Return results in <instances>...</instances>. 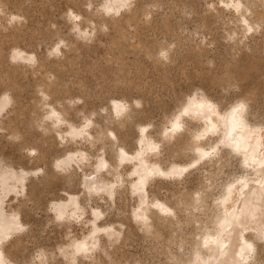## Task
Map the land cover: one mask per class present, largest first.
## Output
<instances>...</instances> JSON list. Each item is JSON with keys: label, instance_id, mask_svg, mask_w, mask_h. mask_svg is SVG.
<instances>
[{"label": "bare ground", "instance_id": "bare-ground-1", "mask_svg": "<svg viewBox=\"0 0 264 264\" xmlns=\"http://www.w3.org/2000/svg\"><path fill=\"white\" fill-rule=\"evenodd\" d=\"M11 1L0 0L1 13L6 12L7 7L12 5L11 3L14 5V2ZM67 1L77 7L76 10L75 7H70L71 4L69 8L67 7L70 13L68 12L66 19L69 20L78 41L81 38L84 40L90 39L92 35L93 37L95 35L96 38L97 27L95 24L97 25L96 22L101 18L95 19L97 21L94 22L92 17L98 18L101 16L99 30L103 29L104 26L110 27L109 24H111L115 29V36L117 37L115 39L121 45V49L127 45H131L133 47L131 49H139L138 53L141 52L144 55V59H152L154 61L153 64L157 65L156 67H160V63H165L168 66V71H172L169 69L181 64L179 63V65L175 66L179 56L193 54V56L198 58L201 57L196 50L192 51L193 47L185 46L187 49L184 47V42H181L182 40L177 36L173 27H171L172 23L170 24L167 19H163L161 24L168 33L173 35H170L172 37L171 40L163 41L161 39L162 41L158 42V39L157 41L151 39L152 43L150 44L151 40L149 38L150 42L148 45H146L147 41L143 44L140 40L136 44H128L126 29L118 18L122 14H125L127 16L125 22L132 25L131 27L133 25L134 27L136 25H150L153 20L150 22L151 19L147 17L154 16L150 15V10L153 6L150 10L147 6L155 4L157 12L159 10L157 5L160 6L163 3L162 1L159 4V0H153L154 3L152 1V3L146 5V2L149 3L151 0H98L101 3L95 7L96 11L92 8L91 2L89 5L87 4L90 6L88 7L84 6L83 0L82 2L80 0ZM17 2L21 3L20 0H17ZM37 2H33V4H37ZM44 2L46 3L47 1ZM208 2L207 6L204 7L205 9H203L204 13L202 11V15L195 14V10L192 17L197 18L199 16L197 19L200 18V22L212 34L213 39L211 40L215 42L223 41L228 51L226 52V56L223 57L224 60L221 62L222 69L219 73L212 74L208 71V76L203 78V84H217L216 90L218 87H221L223 88H220L221 91L224 92L227 88L225 86L229 85L227 88L229 90L232 88V83L230 82L235 78H239L241 81L239 91L235 94L234 98L229 97L228 93L227 98H225L226 92H224L225 95H212L213 92L216 93L217 91L208 93L204 90V93L201 95L188 93L186 97L181 99L179 105L176 104L177 109H173L174 111L172 110L173 112H170L171 114L169 113V115L165 116L166 112L163 114L165 119L157 121L159 124L154 120V122L143 120L146 112L154 106L153 103V106L150 105L149 96H146L148 98L146 99L145 94L142 93L141 95L144 98L140 96L132 100L125 93L136 88L122 83L113 84L114 88L120 92L117 94L114 91L116 94L114 93L109 96L110 102L107 100L109 103L107 102L108 104L106 103V105L103 104L104 106H101L102 111L99 108H94L91 112L85 113V108L83 106L80 108L75 100L82 99V103L86 106V104L92 101L89 100L92 98L88 96V93H85L87 90L83 92V89L82 92L85 95L79 94L77 96V94L72 95L74 94L73 92L72 94L69 93L71 90L68 89L72 85H78L79 88H76L80 89L83 84H67L62 75L69 71L66 72L67 68L65 67V69L63 66H60V62L62 61L59 62L58 57L55 58V55H59V52L63 54L61 43L67 42V38L65 39L62 35L64 33L62 32L61 34L58 29L61 27L59 25H56V27L53 23L51 24L53 28L48 31V33L50 32V39H52V36H57L58 40L52 42V45L46 49L48 50L46 52H49L48 55L46 53L45 55H40L41 53H38L39 50L37 52L32 46H30V49H27L28 41V44H25L27 47L25 45L24 47L21 46L22 43L21 45L19 44L20 40L23 39L22 36L25 35H23L22 32L24 31L21 29L24 24H27L24 20L29 15V11H32L29 10L30 5L26 7L28 11L24 8L26 5L23 7L21 3L19 5L16 4L15 12H10V10L12 11L11 8L6 12L8 14H6V17L8 16L7 18L14 19L15 21L11 22L10 20L11 26L8 25V21L0 23V83L5 78H2V74L3 76H5L4 73L8 74V77L6 76L8 80L4 81L3 92L0 96V132H11L10 136L12 140L17 138V141L20 142L21 140L23 143L31 133L27 128L24 132L22 130L20 132L19 126L29 124L31 130L36 129L37 125L38 127H42V136L36 139L37 143L34 142L36 145H32L34 143L31 137L32 143L27 149L33 150V156L37 157V162H43L45 166L30 167L21 161L15 162L12 158L11 160L10 157L4 156L0 152V264H43L52 260L51 251L53 250L49 253L46 250L47 248L39 252L36 258L29 259V261L26 259L27 261L18 262L13 260V257L20 251L28 248L27 241L30 240L31 235H35L34 232L36 230L33 232V224H37L34 220H31L35 214L32 206L36 205L38 200H40L38 196L39 192L42 191L41 186L45 187V184L54 183L52 184L54 187L55 182L58 180L63 181V184L71 186L79 171L82 175V178H79V180L84 183L85 188L83 195H79L80 193H77L78 190L76 192L75 190H70L69 187V189L64 190L66 196L61 195L52 198L49 203L53 219L64 225L81 219L83 213L92 212V216L87 217L88 215H86V224L88 223L89 225L87 233L83 237H75L74 239L71 237V240L69 239L70 241L68 240L69 242L66 245L60 247V252L57 250L58 253L65 257L66 261L73 262L74 264L81 261L85 263L83 261L84 257H91L95 254L94 250L98 251V248H102L104 253L100 251V254H98L95 251L97 255L95 254V257L93 255L90 261L86 263L103 264L104 256L112 255L114 256L112 259L113 264H264V0H220L218 2L214 0L209 4ZM80 3L84 7H80L78 5ZM88 8H92L93 11L90 10L89 12ZM30 9H32V6ZM67 9L65 14L68 11ZM197 10L199 11V9ZM33 12L32 16H34ZM96 12L100 13V16H96L99 15ZM156 12L153 14H156ZM158 14H160V11ZM195 15L197 16L195 17ZM3 16L1 17L3 18ZM6 17L3 19L6 20ZM22 17L24 20L20 19ZM29 17L26 21L31 20ZM37 17L40 18L39 16ZM161 17L158 15V19ZM169 17L167 16V18ZM39 20L38 22L43 19ZM36 25L34 26L37 27ZM84 25L89 26V28L86 29ZM159 25L160 20L158 22ZM158 26H153V29L147 28L154 31ZM35 27H30L32 32L33 29L35 30ZM137 27H135V31ZM25 28L23 27V29ZM40 29L38 28V30ZM247 29L251 31L250 34L246 32ZM28 30H25L27 34ZM145 30L147 29L145 28ZM258 30L259 32L257 33ZM35 31L33 33L30 31L32 38L37 32L39 33L35 36H39L41 34L40 31L47 34L42 30ZM102 32L107 34L109 31L101 30V36ZM138 33L140 32L138 31ZM253 34H258V37H255ZM250 35L251 38L254 36L253 42H251L252 40L246 41ZM41 36L43 37L42 34ZM146 36L151 37L152 35ZM42 37L39 38L42 39ZM228 37L230 40L226 42L225 40ZM95 38L92 39L95 40ZM38 39H36V42H38ZM70 41L72 42L71 39ZM111 42H114V40ZM155 42L158 43L155 44ZM10 44L11 46H9ZM4 46L11 47L9 52L7 51V55L5 54ZM156 46L158 47L156 48ZM65 47L67 48V51H65L68 52L69 50L70 53L74 49L73 42L66 44ZM75 48H77V45ZM121 49L119 51L124 50ZM6 50L8 49L6 48ZM160 51L164 52L163 58L160 57L162 55L161 53V55L159 54ZM53 54V57L58 59L59 66L55 67L53 63L52 66L48 65L51 63L48 60L54 59L50 56ZM62 54L60 57H62ZM77 54L79 53L77 52ZM76 55L74 54V58L77 59ZM158 55L160 56L158 57ZM64 57L63 55L62 58ZM6 58L11 61L6 60ZM65 58L69 59V56ZM74 58H71L72 61ZM141 58H138L140 62H142ZM144 59L143 61L147 60ZM25 65L28 68L29 65L32 66V69L35 66V68L37 67L35 70H39L41 73L47 70H50L51 74L53 72L52 79H50L51 76L49 79L47 78L50 73L47 74L46 72L47 77L43 73L42 75L45 77L36 73L38 77H42H40L41 79L38 78L40 79L38 80L39 82L43 77L44 80L41 81L42 83L40 82V89L38 91L34 90V93L37 95L36 92H40L42 106H46L44 110L45 114H41L38 124H35L37 114H34V116L28 113L30 108L36 113L37 110L35 108L37 106L35 105L40 106V102L36 103L38 101L37 96L34 97L37 101L32 99L35 101L33 102L31 100L32 105L30 101H25L27 98L22 97L19 93L20 90L18 91L17 88L18 79H20L18 77L26 76V73L24 74L23 71L25 68L22 69L21 67H27ZM63 65L65 64L63 63ZM67 65L70 66L71 63L68 62ZM173 65L175 67H172ZM138 68H140L139 64ZM26 69L25 71H27ZM119 69L121 70L123 67ZM28 70L30 71V69ZM30 77L32 76L30 75ZM26 78L25 80H28ZM34 78L36 79V77ZM21 80L24 81L22 78ZM21 80L19 84H22ZM34 80L32 83H34ZM38 81L36 82L38 83ZM67 81L69 82L68 79ZM23 83V87H25L27 84ZM35 85L38 86L39 84ZM35 85L34 89L37 87ZM32 86L30 87L32 88ZM72 87L74 90L75 87ZM63 93H67V95L61 98V94ZM158 101L160 100L158 99ZM161 102H159L160 106ZM38 111L42 110L38 109ZM27 113L30 115L31 122L26 117ZM80 113L83 115L88 114V116L85 115L84 120L78 123L74 120V117L81 115ZM145 118L147 117L145 116ZM12 140L9 141L13 142L14 140ZM28 141L29 145L30 140ZM63 141L65 142L64 146L66 150H63L62 145L57 143H62ZM81 141L83 142L81 143ZM7 143L8 141H6ZM75 143L77 146L73 147ZM85 143L88 146L83 147ZM0 144L2 145V142ZM58 144L61 145L60 149V145L58 146ZM25 147H27L26 144ZM91 149H95L96 151L93 153ZM59 150L63 151V153ZM57 151L61 154L58 153L56 155ZM52 154L53 156L55 155L53 158ZM194 167H198L197 171L201 168L204 169L203 172L205 174L202 171L200 172L205 175L204 178L206 180L204 182V178L198 180L200 175L197 177L196 173L194 175L197 178H192L191 173L193 171L189 169ZM39 170H42L40 174L42 173L41 176H43L42 178L39 177L41 179L37 183L35 180ZM108 172L111 175H108ZM184 173L185 177L182 178ZM200 173L198 172L197 174ZM179 176H181L182 180L179 179ZM220 177L223 179L220 180ZM162 178L167 179V181L168 179L171 181L180 180L178 184L181 185L178 189L174 188V190H170L169 187L162 184L165 181L162 182ZM218 179L220 182L217 185L216 181ZM194 180L200 181V187H195V184L194 187L196 189L191 187ZM214 185L219 187L218 193L215 191L217 194L213 192ZM46 189L49 190L48 188ZM162 190L165 195H160ZM126 194H131L136 200L133 208L130 207L129 212L127 209H122L121 206L123 204L118 203V201L126 202L129 199L128 195L126 197ZM97 197L106 201L108 204H106L107 208L105 206L106 209H103L104 205L101 199H97ZM132 197L130 196V198ZM12 198H17V202L10 203ZM89 199L91 201L97 199V202L100 200V203L103 205L101 207L103 208L97 202L95 207L91 204L89 208V205L86 203ZM112 205L117 211V214L115 213L117 219L109 220L110 217L115 216L111 215L109 217L107 214L108 220L106 218L104 219L106 221L103 220V223H100L98 221L99 218L101 219L102 215H106V210L110 209ZM126 205H130V203ZM126 205L125 207H127ZM138 231L139 234L141 231L147 240H152L155 243V245H152L154 253L150 252L153 255L149 254V256L152 255L151 259L149 258L152 260L151 262L148 259L149 262L147 261L148 263H146L140 257V259L133 258L131 262L126 255H123V248L126 245L129 246L128 243L132 244L131 241H134L133 238L138 234ZM31 238L36 239V236ZM149 240L147 242L150 243L151 241ZM29 242L31 243V241Z\"/></svg>", "mask_w": 264, "mask_h": 264}, {"label": "rangeland", "instance_id": "rangeland-1", "mask_svg": "<svg viewBox=\"0 0 264 264\" xmlns=\"http://www.w3.org/2000/svg\"><path fill=\"white\" fill-rule=\"evenodd\" d=\"M13 2H14V5H13V3H11L12 5H9L8 7H9V9H8V7H7V10H6V12L7 11H9L10 10V8L12 9V11L10 10V12H15L16 10H15V8H16V4H21V6H25L24 8L25 9H27V11H28V8H26L27 6L29 7V5H30V8H31V6H32V9H30L29 8V10H32V11H29V15H27V18L29 17V16H32V12H33V10H34V12H33V15L35 16V19H34V16H32V17H29L31 20H27L26 21V19L24 20V18L22 19V18H20L21 20H24V22L25 23H27L28 24V26H26L25 24H24V22H23V24H24V28L25 29H23V27L21 28L22 29V31H24V32H22L23 33V35L24 36H22V38L23 39H21L20 41V45H21V43H22V45L21 46H23L24 47V45L26 44H28V48L27 49H30V46H32L34 49H36V51L38 52V50H39V52L38 53H41L40 55H45V53L48 55L49 54V52H46V51H48V50H46L47 48H49L51 45H52V42H56L57 40H58V38H57V36L56 37H54V36H52V39H50V32L48 33V31H49V29H51V28H53L52 26L53 25H59L61 28H62V30H61V28H58L59 30H60V32H61V34H62V32L65 34H62L64 37H65V39L67 40V42H65L64 44H63V42L61 43L62 44V52H63V54L61 53V52H59V55H55V58L56 57H58V59H59V62L60 61H65V62H63L65 65H63V63L62 62H60V66H63L64 68L66 67L67 69L70 67V69H66L65 71L67 72V71H69V72H67L68 73V75H67V73L66 74H64L63 73V79L65 80V82H67V84L69 83V84H73V83H78L79 85H82L83 84V86H82V88H80V89H78L79 88V86L78 85H76L75 86V84L74 85H72V86H74L75 88H74V90H73V87L71 88L70 87V89H68V90H71V91H69V93H71L72 94V92L74 93V94H72V95H76L77 94V96H79V94L81 95H83L84 93V91H86L85 93H88V96L90 97V98H92V99H89V100H92L90 103H91V105H89L90 103H88V104H86V106L82 103V99H77V100H75L76 102H77V104L80 106V108L83 106V108H85L84 109V112L85 113H89V111L91 112V110H94V108H99V110H101V106H104V105H106V103L109 101L110 102V98H109V96H111L112 94H114L115 92L114 91H116V93L117 94H119V92L120 91H117L115 88H114V86H113V84H119V83H122V84H128V85H131V86H134L136 89H134V90H132V91H129V92H126L125 93V95L127 96V97H129V98H131L132 100L135 98V97H143L144 98V96H145V98L146 99H148L149 98V103L151 102V106H153L152 105V103L154 104V106L152 107V109H153V111H152V109L150 108V110H148L147 112H148V114H149V116H148V114H147V112H146V114H145V116L147 117V118H145V116L143 117V120L145 121V120H147V121H155L156 123H158L159 124V122H157V121H159V120H161V121H163L164 119H165V117H164V115L166 116V115H169V113L171 112H173L175 109H177V105L176 104H180V102H181V99L182 98H184V97H186V95H188V93H197V94H199V95H201V94H203L204 93V90L205 91H207L208 93H212L213 91H217L216 93H214L213 92V94L212 95H214L215 94V96H220V95H225V93L224 92H226V95H225V98H227V96L229 95V97H231V98H234L235 97V94H237L238 93V91H239V85L241 84V81L239 80V78H235L234 80H232L230 83H232L231 85H232V88H230L229 90L227 89L228 88V86L229 85H227V86H225V87H227L225 90L226 91H221V89H223V88H217V90H216V87H217V84H206V85H204L203 84V78L204 77H206V76H208V71H210L212 74L213 73H219V71L222 69L221 68V62L224 60L223 59V57H225L226 56V52L228 51V49H226V46H224V42L223 41H218V42H215V41H213V40H211V39H213L212 37V34L211 33H209L208 32V29L200 22V18L199 19H197L199 16H197V15H195V17L197 16V18H194V17H192V16H194L193 14V12L195 11V14H198V15H202V11H203V13H204V10L203 9H205L204 7H206L207 6V2H208V4L209 3H211V2H213L214 0H191V1H188V0H159L160 2H159V4L161 3V1L163 2V3H161L160 4V6L159 5H157L158 6V11L156 12V8L157 7H155L156 5L155 4H150V3H152V1L153 0H151V1H149V3H147L146 1H148V0H146L145 2H146V5L147 4H150V5H148L147 7L149 8V10L152 8V6H153V8L151 9L152 11H155L156 12V14H153V13H155V12H153L152 13V11L150 10V15L151 16H153V17H147V18H150L151 20H150V25L149 24H147V26L145 27L144 25L142 26V25H136L135 27H137L136 29V31L134 30L135 29V27H134V25H133V27H131L132 25H129V23H127V22H125V19H126V15L125 14H122V16L120 17V18H118V19H120V21H122V24H123V27L126 29V32H127V35L128 36H126V40L128 41V44H130V43H134V44H136V42L137 41H141V43H143V44H145V42H146V45H148L149 44V42H150V40L152 39V40H155V41H157V39L159 40L158 42H160V40L162 39L163 41H169V40H171V36H173V35H171L170 33H168L166 30H165V28H164V26L161 24V21L163 20V19H167L168 21H169V23L172 25L171 27H173V30H175L176 32L175 33H177V36H179L180 37V39L182 40L181 42H184L183 43V45H184V47L185 46H187V47H193L192 48V51L193 50H196V52L197 53H199L200 55H201V57L200 58H198V57H196V56H193V54H184L183 56L185 57V59H184V57L182 56V57H178L177 58V63H175V66L176 65H179V63H181L179 66H172V67H175V68H171V69H169V70H172V71H168V66L165 64V63H160L161 65H160V67H156L157 65H154L153 64V60L152 59H148V58H145V59H147L146 61H143V59H144V55L140 52V53H138L139 52V49H137V50H135V49H131V48H133L131 45H127L125 48H123V49H121L120 47H121V45L118 43V41H117V39H115V38H117L116 36H115V29L111 26V24H109L110 25V27L109 26H104L103 27V29H101V30H104V31H109L107 34H105V32H102V36L100 35L101 33V30H99L98 29V27H100V20L102 19V17L100 16V13H97L96 12V14H99V15H96V14H94V15H96V16H100V17H95L94 15V17H92V15H91V17L93 18V20H94V22H96L97 20H95V19H100V20H98L96 23H97V25L95 24V26L97 27V29H96V32L97 33H95V34H97V36H96V38H95V35H94V37H93V35H92V38H95V40L94 39H92V38H90V39H87V40H84V39H80L79 41H78V38H77V36L75 35V32H74V30L72 29V27H71V24H70V22H69V20L68 19H66L67 18V14H68V12H69V10L67 9V7L69 8V6H70V4H71V6L70 7H72V8H74L75 6L72 4V3H70V2H68L67 0H23V2H22V0H20L21 1V3L20 2H17V0H12ZM11 1V2H12ZM19 1V0H18ZM38 1V2H37ZM44 1H47L46 3L44 2ZM84 2H88V0H83ZM93 1V2H92ZM101 1V0H100ZM98 2V0L97 1H95V0H89V2L88 3H84V2H82V0H80V2H82L83 4H85L84 6H88L89 5V3L91 2V4L94 6H92V8L94 9V11H96L95 10V7H97V6H99L100 5V3L101 2ZM218 1H220V0H215V2H218ZM16 2V3H15ZM29 2H32V3H30L29 4ZM33 2H37V4H33ZM94 2H97V3H94ZM28 5H27V4ZM48 3V4H47ZM50 3V4H49ZM69 3V4H68ZM82 3H80V4H78V5H80V7H84L83 6V4ZM94 3V4H93ZM153 3H154V1H153ZM32 4V5H31ZM44 4V5H43ZM45 4H46V6H45ZM88 4V5H87ZM96 4V5H95ZM40 5V6H39ZM50 5V6H49ZM54 5V6H53ZM57 5H58V7H57ZM77 5V6H78ZM12 6V7H11ZM38 6V8L37 9H39V10H37L36 9V7ZM48 6V7H47ZM164 6V7H163ZM14 7V8H13ZM33 7H35V8H33ZM44 7V8H43ZM88 7H90V6H88ZM155 7V8H154ZM162 7V8H161ZM92 8H88V10H89V12H90V10H92ZM147 8V9H148ZM196 8V9H195ZM66 9L68 10L67 11V13L65 14V11H66ZM77 9V7H75V10ZM197 9H199V11H201V13H199V11L197 10ZM36 10V11H35ZM41 10H42V12H41ZM59 10V11H58ZM148 10V11H149ZM52 11H54V12H52ZM93 11V10H92ZM159 11H160V14H158L159 13ZM6 12H0L1 14H0V23H2V22H4V23H6L7 21L9 22V26H11V22L12 21H15L14 19H10V18H7L6 17ZM41 12V13H40ZM63 12H64V14H63ZM9 13V12H8ZM38 13V14H37ZM60 13V14H59ZM70 13V12H69ZM92 13V12H91ZM10 14V13H9ZM47 14V15H46ZM51 14V15H50ZM3 15H5V16H3ZM8 15V14H7ZM39 16L40 18H38L37 16ZM49 15V16H48ZM63 15V16H62ZM120 15V14H119ZM158 15L161 17L162 15V17L161 18H159L158 19ZM1 16H3V18L4 17H6L5 19L6 20H4ZM46 16V17H45ZM48 16V17H47ZM56 16V17H55ZM156 16H157V19H156ZM166 18H165V17ZM167 16H170L169 18H167ZM229 16V15H228ZM164 17V18H163ZM230 17V16H229ZM34 20H33V19ZM38 18V19H37ZM48 18V19H47ZM194 18V19H193ZM2 19V20H1ZM41 19H43V20H40ZM46 19V20H45ZM52 19V20H51ZM54 19V20H53ZM57 19V20H56ZM157 21H156V20ZM10 20H11V22H10ZM38 20L41 22V23H43V24H41L40 22H38ZM56 20V21H55ZM155 20V21H154ZM159 20H160V27L158 26V22H159ZM197 20H199V21H197ZM33 21V22H32ZM50 21H52V22H50ZM56 23H54V22ZM172 21V22H171ZM30 22H31V24H30ZM40 23L39 25H38V23ZM98 22H99V25H98ZM157 22V23H156ZM163 22V21H162ZM200 22V23H199ZM36 23H37V25H36ZM53 23V25L51 26V24ZM154 23H155V25H154ZM47 24H49V25H47ZM1 25V24H0ZM29 25H31L30 27L31 28H34L35 26L34 25H36L37 27H35V30L33 29V32L35 31V32H37V31H40V30H42V31H45L47 34H44V32L42 33L41 31H40V33L43 35V37L41 36V34H39V36H35V35H37L39 32H37L34 36H35V38H34V36H33V38H32V29L29 27ZM46 25V26H45ZM92 25H94V24H92ZM40 26V27H39ZM49 26H51V27H49ZM56 26V27H57ZM85 26V25H84ZM153 26H158L157 28H155L156 30H150V29H153ZM49 27V28H48ZM70 29H69V28ZM86 27V29L87 28H89V26H85ZM150 28V29H148V28ZM28 28H29V30H28ZM38 28L40 29V30H38ZM48 28V30L46 31V29ZM55 28V27H54ZM110 28V29H109ZM131 28V29H130ZM138 28H140V29H138ZM145 28L147 29V30H145ZM160 28V29H159ZM162 28V29H161ZM20 29V30H21ZM28 30V34L26 33L27 31H25V30ZM44 29V30H43ZM69 29V30H68ZM72 29V30H71ZM106 29V30H105ZM164 29V30H163ZM223 29V28H222ZM225 29V28H224ZM100 32H99V31ZM0 31H1V26H0ZM32 33H31V32ZM71 31V32H70ZM138 31L140 32V33H138ZM73 32V33H72ZM98 32H99V34H98ZM134 34H133V33ZM224 32V31H223ZM247 33H249L250 34V30H248L247 29V31H246ZM259 32V30L257 31V33ZM31 33V34H30ZM135 33H136V35H135ZM145 33V34H144ZM152 33V34H151ZM154 33V34H153ZM139 34V35H138ZM152 35L151 37L150 36H146V35ZM28 35V36H27ZM29 35H31V36H29ZM47 35H49L48 37H47ZM137 35H138V38H137ZM154 35V36H153ZM171 35V36H170ZM254 35V34H253ZM258 34H255L254 36L256 37ZM74 36H76V37H74ZM101 38H100V37ZM115 36V37H114ZM146 36V37H145ZM254 36H252L253 38H254ZM26 37H29V38H32V39H28V38H26ZM36 37H42V39L44 38V40H42V39H38V38H36ZM47 37V38H46ZM73 39H72V38ZM112 37H114V38H112ZM128 37V38H127ZM147 37H148V39H147ZM152 37H155V38H152ZM211 37V38H210ZM258 37V36H257ZM111 38H112V40H114V42H111L112 40H111ZM141 38H142V40H141ZM149 38H150V40H149ZM253 38H251V35L249 36V38L246 40V41H248V40H252L251 42H253ZM28 39V40H27ZM36 39H38L37 41L38 42H36ZM70 39L72 40V42H73V45H74V49H72L71 51H70V53H69V50H68V52H66L67 51V48L65 47L66 46V44H68V43H72L71 41H70ZM91 39H92V41H91ZM138 39V40H137ZM165 39V40H164ZM169 39V40H168ZM1 40V39H0ZM24 40H26L25 41V43H24ZM31 40H34V41H31ZM52 40V41H51ZM111 40V41H110ZM149 40V41H148ZM152 40H151V42H150V44L152 43ZM161 40V41H162ZM225 40V39H224ZM228 40H230V38L228 37L225 41L227 42ZM27 41H28V43H27ZM43 41V42H42ZM87 41V42H86ZM40 42H42V43H40ZM83 42V43H82ZM154 42V41H153ZM158 42H155V44L156 43H158ZM214 42V43H213ZM24 43V44H23ZM32 43V44H31ZM34 43V44H33ZM35 43H36V45H35ZM37 43H39V44H37ZM76 43V44H75ZM114 45H113V44ZM7 44V43H6ZM6 44H4V45H6ZM60 44V45H61ZM8 45V44H7ZM6 45V46H7ZM25 45V46H26ZM63 45H64V47H63ZM76 45H77V48H75L76 47ZM118 45H120V46H118ZM6 46H4L5 48H4V50L6 51L5 52V54L7 53V51L9 52V50L11 49V47H9V46H11V44L8 46V47H6ZM154 46V45H153ZM27 47V46H26ZM25 47V48H26ZM31 47V49H33ZM130 47V48H129ZM158 46H156V48H157ZM187 47H185L186 49H187ZM6 48L8 49V50H6ZM38 48V49H37ZM119 48V49H118ZM123 50V51H119V50ZM189 49V48H188ZM44 51V53H42L43 51ZM64 50V51H63ZM66 50V51H65ZM131 50H134V51H132L131 52ZM156 50V49H155ZM42 51V52H41ZM66 52V53H65ZM73 52V53H72ZM74 52H76V53H74ZM77 52L79 53V54H77ZM134 52V53H133ZM137 52V53H136ZM113 53V54H112ZM135 53H136V55H135ZM158 53V52H157ZM162 55H161V54ZM61 54H62V57H63V55L65 56V57H67L68 58V56H69V59L71 60V61H68V62H70L71 63V65L69 66V65H67L68 64V62L66 61V60H69V59H66L65 57L64 58H62V57H60L61 56ZM67 54V55H66ZM68 54H70V55H68ZM74 54L76 55V57H77V59L76 58H74L75 56H74ZM112 54V55H111ZM159 54L161 55H158V57L160 56L161 58H163L162 56H163V54H164V52L163 51H160L159 52ZM7 55V54H6ZM51 56V58H54L53 56H54V54L53 55H50ZM137 58H136V57ZM166 56V55H165ZM5 57H7V56H5ZM139 57H142L141 58V60H142V62H140V59H138ZM8 58V57H7ZM6 58V60H9V61H11L10 59H7ZM50 58V57H49ZM51 59V60H48V61H50L51 63H47L48 65H50V66H52L53 64L55 65V67L58 65L59 66V63H58V59ZM62 58V59H61ZM74 58V62L72 61V59ZM66 59V60H65ZM76 59V60H75ZM144 59V60H145ZM220 59H221V61H220ZM138 60V61H137ZM57 63H55V62ZM123 62H124V64H123ZM144 62V63H143ZM5 63V62H4ZM7 63V62H6ZM53 63V64H52ZM62 64V65H61ZM123 64V65H122ZM138 64H139V66H140V68H138ZM25 66H27V65H25ZM67 66H69V67H67ZM155 66V67H154ZM22 67V69H26L27 71H25V69L23 70L24 71V74L26 75L25 77H18V78H20V79H18L19 80V83H20V80H21V78L24 80V81H22L21 80V82H22V84H19L18 82V91H19V93H20V95L22 96V97H24L26 100L25 101H30L31 103H32V101L33 100H35V101H37V99H38V101L36 102L37 104H38V102H40L39 104H40V106H38V105H35V106H37L35 109L38 111V109L40 110H42V111H44L45 109H46V106H42V100H41V97H40V92L38 93V92H36V94L37 95H35V93H34V90H36V91H38L39 89H40V84L42 83L41 81H43L44 80V75H46V72H47V74L48 73H50V74H48V75H46V77L49 79L50 78V76H51V78L50 79H52L53 77V72H52V74H51V71L49 70H47V71H44V72H42L44 75H42V73L39 71V70H35L36 68H35V66L33 67V69H32V66H30L29 65V68H28V66L27 67H24V66H21ZM120 67H123V69H119ZM28 69H30V71L28 70ZM33 71H32V70ZM140 70H142V71H140ZM28 72V73H27ZM31 72V73H30ZM32 72H34L33 74L35 75L36 73L38 74H40L41 76H44L43 77V79L39 82L38 80H40L41 78L40 77H38V75L36 76H34L33 74H32ZM208 72V73H207ZM4 75L5 76H3V74H2V78L3 77H5V78H3L4 80H3V82L2 83H0L1 85H0V88L2 89H0V96H1V94H2V92H3V83H5L7 80H8V78L6 79V76L8 75V74H5L4 73ZM30 75L32 76V77H30ZM28 76V77H27ZM8 77V76H7ZM28 78V80H25V78ZM29 77H30V79H29ZM34 77H36V79L34 78ZM65 77V78H64ZM26 78V79H27ZM38 78H40V79H38ZM70 78V79H69ZM6 79V80H5ZM35 79V80H34ZM46 79V78H45ZM67 79L69 80V82L67 81ZM17 80V81H18ZM29 80H31V81H29ZM33 80H34V83H32L33 82ZM63 80V81H64ZM5 81V82H4ZM36 81H38V83L36 82ZM23 82H25L26 84V86L25 87H23L24 86V83ZM36 82V83H35ZM29 84V85H28ZM33 86H32V85ZM35 84H39L38 86L37 85H35ZM23 87V88H25V89H23L21 86ZM34 85H35V87L37 88H35L34 89ZM213 85H214V87H213ZM219 85V84H218ZM226 85V84H225ZM30 86H32V88L30 87ZM209 86H211V87H209ZM220 86V85H219ZM76 87H78V88H76ZM84 87V88H83ZM111 87H113L112 88V90H113V92H112V90H111ZM21 88V89H20ZM86 88V89H85ZM212 88V89H211ZM213 88H214V90H213ZM30 89V90H29ZM82 89H83V92H82ZM23 92H22V91ZM25 90V91H24ZM77 90H78V92H77ZM79 90H80V92H79ZM107 90V91H106ZM228 90V91H227ZM109 91V92H108ZM193 91V92H192ZM25 92H26V95H25ZM112 92V93H111ZM32 93H34L33 95H35V96H33L32 95ZM105 93V94H104ZM109 93V94H108ZM115 93V94H116ZM142 93H144L143 95L144 96H142L141 94ZM220 93V94H219ZM224 93V94H223ZM227 93H228V95H227ZM23 94V95H22ZM28 94V95H27ZM30 94H31V96H30ZM65 94V95H64ZM148 94V95H147ZM218 94V95H217ZM64 95V96H63ZM67 95V93H63V94H61V98L62 97H65ZM85 95V94H84ZM108 95V96H107ZM26 96V97H25ZM28 96V97H27ZM31 98H30V97ZM37 96V97H36ZM148 98H147V97ZM34 97H36L35 99H34ZM88 97V98H89ZM95 97H96V99H95ZM228 97V98H229ZM23 98V99H24ZM105 98V99H104ZM107 98H109V99H107ZM33 99V100H32ZM151 99H155V100H151ZM158 99L160 100V101H162L160 104H161V106L159 105V102L160 101H158ZM32 100V101H31ZM41 100V101H40ZM66 100V99H65ZM94 100V101H93ZM108 100V101H107ZM151 100V101H150ZM35 101H33V102H35ZM81 101V102H80ZM153 101V102H152ZM80 104H79V103ZM93 102V103H92ZM108 102V103H109ZM155 102V103H154ZM179 102V103H178ZM107 103V104H108ZM156 103H158V104H156ZM30 104V103H29ZM102 104V105H101ZM104 104V105H103ZM156 104V105H155ZM32 105H33V103H32ZM31 105V106H32ZM11 106V105H10ZM9 106V107H10ZM42 106V107H41ZM160 108H159V107ZM39 107V108H38ZM156 107H157V109H156ZM163 107V108H162ZM174 109V110H173ZM173 110V111H172ZM30 111H32V112H30ZM30 111L28 112L29 114L31 113V115H36L37 114V116L35 117V118H37L36 119V121H35V124H38V122L40 121L39 120V118L41 119V114L43 115V114H45V111L44 112H42V111H38L40 114V116L38 115V113H37V111H36V113H34V111H33V109L32 108H30ZM102 111V110H101ZM104 111V110H103ZM42 112V113H41ZM154 112V113H153ZM166 112V113H165ZM168 112V113H167ZM27 113V114H28ZM165 113V114H164ZM170 113V114H171ZM26 114V115H27ZM27 115L26 117L28 118V120L30 121L31 119H30V115ZM81 114V113H80ZM164 114V115H163ZM34 115V116H35ZM85 115H87L88 116V114H81V115H78V116H75L74 117V120L76 121V122H78V123H80L81 121H83L84 120V116ZM95 115V114H94ZM94 115H92L93 117H95ZM151 115V116H150ZM31 118H32V116H31ZM97 118V117H96ZM164 118V119H163ZM151 119V120H150ZM163 119V120H162ZM27 120V121H28ZM46 121V120H45ZM153 121V122H154ZM161 121H160V123H161ZM31 122V121H30ZM29 123V122H28ZM155 123V124H156ZM20 125H22V124H20ZM23 125H25V124H23ZM22 125V126H23ZM27 125V126H26ZM25 126H19V130H20V132H21V130L24 132V130L27 128V130L31 133V135H29V136H27V140L25 141V142H27V143H25V142H23L22 143V141L20 140V142L19 141H17V138H15V139H13L12 140V138H11V136H10V134H11V132H6V131H4V132H0V142H2V145L0 144V150L2 149V151H0V152H2V154L4 155V156H8V157H10V159L12 158L15 162H19V161H21V162H23L24 164H26L27 166H30V167H37V166H39V167H43V166H45V164L42 162H37V157L36 156H33V154H34V151L33 150H29V149H27L29 146H31V143H32V138H33V143L34 142H36L37 143V138L39 139L40 138V136H42V127H38V125L36 126V129L39 131V133H38V131L34 128V129H32L31 130V128L29 127L30 125L29 124H26ZM25 127V128H24ZM29 127V128H28ZM63 128H64V125H63ZM34 130V131H33ZM36 130V131H35ZM31 131H33L34 132V134L36 135V134H38V135H34L33 134V132H31ZM29 132H28V134H29ZM5 133V134H4ZM33 134V135H32ZM41 134V135H40ZM34 136H35V139H34ZM39 136V137H38ZM32 137V138H31ZM31 138V139H30ZM11 141H13V142H10L9 140ZM28 140H30V144L28 145V143H29V141ZM59 140V139H58ZM6 141H8V143L6 144ZM18 142V143H16V142ZM83 141H81V143H82ZM22 143V144H21ZM57 143H60L61 145H62V147H63V150H66V147L64 146L65 145V142L63 141L62 143L61 142H57ZM25 144H26V146L27 147H25ZM60 144H58V146L60 145ZM86 144V143H85ZM83 145V147L84 146H88L87 144L86 145ZM32 145H36L35 143L34 144H32ZM61 145L59 146V149L61 148ZM74 146H77V144L75 143L74 145H73V147ZM79 146V145H78ZM25 147V148H24ZM64 147H65V149H64ZM5 149V150H4ZM59 151H61V150H59ZM59 151H57V153H56V155L59 153V154H61V153H63V151H61V153L59 152ZM91 151L94 153L96 150L94 149V150H92L91 149ZM33 152V153H32ZM55 154V153H54ZM55 156V155H54ZM53 156V154H52V158L54 157ZM11 159V160H12ZM204 160V159H203ZM201 162H202V160H201ZM43 164V165H42ZM105 167H106V165L104 166V169H105ZM198 168V167H197ZM197 168H191V169H189V170H191V171H193L191 174H192V178H197L199 175H200V177H199V179L198 180H200V179H203L204 177H205V172H203L204 171V169H200V170H198L197 171ZM194 169H195V172H194ZM79 170H81V169H79ZM78 170V171H79ZM188 170V171H189ZM197 171V172H196ZM203 172V173H200V172ZM40 172H42V170H39L38 172H37V174H36V180H35V182H37V183H39L40 182V179L42 178V176H41V174H40ZM187 172V171H186ZM185 172V173H186ZM200 173V174H197V173ZM107 173V172H106ZM185 173H184V176H182V178L183 177H185ZM194 173H196V175H197V177H196V175H194ZM190 174V175H191ZM108 175H111V173L110 172H108ZM189 176V175H188ZM203 176V177H202ZM35 177V176H34ZM39 177H41V178H39ZM76 179H75V181H74V183L72 184V185H74V186H68V184H63L64 182L63 181H60V180H58V181H56L55 182V186L57 187V189H56V187L54 188L53 187V185L52 184H54V183H52V184H45V187L46 188H48L49 190H47L44 186H41V189H42V191H40L39 192V196H41V198H39V196H38V199H40V200H38V202H37V204L36 205H34V206H32L33 207V209H34V217H32V219L31 220H34L35 222H36V224L37 225H34L33 224V232L36 230V232H34L35 233V235H33L34 237L36 236V239L35 238H31V237H33L32 235L30 236V240H28L27 242H28V244H27V247L28 248H26L25 250H22V251H20L19 253H17L16 254V256H14L13 257V260H15V261H18V262H21V261H23V260H28L29 261V259L31 260V259H33V258H36V256L39 254V252H41L42 250H45L46 248V250L49 252V253H51V256L53 257L52 258V260H49L48 262H44L43 264H74L73 262L71 263V262H69V261H66V259H64L65 257L62 255V254H60V253H58V251L57 250H59L60 249V247H62V246H64V245H66L70 240H71V237L74 239L75 237H83L84 236V234H86L87 233V231H88V223L86 224V219H87V217H90V216H92V212L90 213V212H86V213H83V216H82V218L81 219H79V220H74V221H72V223H68L67 225L69 226H67L66 224L64 225V224H62V223H59V221H56V220H54L53 219V214L51 213V205L49 204L50 202H51V200H52V198H56V197H59V196H66L65 195V189H69V187H70V190H72V191H74L75 190V192H76V190H78L77 191V193H80L79 195H83V193H84V183L82 182V181H80L79 180V178H82V175L80 174V171H79V174L75 177ZM35 179V178H34ZM179 179H181V176H179ZM223 178L222 177H220V180H222ZM165 180V181H164ZM182 180V179H181ZM198 180H194L192 183L193 184H191V187H194V184H195V187H200V181H198ZM204 180H206V178H204L203 179V182H204ZM59 181H60V184H59ZM77 181V182H76ZM78 181H79V183H78ZM161 181L163 182L162 184L164 185V186H167V187H169V189L170 190H174V188H177L178 189V187L181 185V184H178L179 183V181H171L170 179H168V181H167V179H161ZM61 182H62V184H61ZM220 181H219V179L216 181V183H217V185H218V183H219ZM205 183H207V181H205ZM77 184V185H76ZM197 184V185H196ZM44 185V184H43ZM50 186V187H48V186ZM66 185V187H64ZM217 185H214L215 187H213V192L214 193H216L215 191H217V193H218V191H219V187L217 186ZM62 186V187H61ZM42 187H44V188H42ZM64 187V188H63ZM72 187V188H71ZM194 187V189H196ZM217 188V189H216ZM45 189V190H44ZM165 189V188H164ZM163 189V190H164ZM176 189V190H177ZM216 189V190H215ZM163 190L161 191V193H160V195H165V193L163 192ZM165 191V190H164ZM57 192V194H55ZM65 192V193H64ZM42 193V194H41ZM59 193V194H58ZM64 193V194H63ZM216 193V194H217ZM55 197H54V196ZM127 195H128V200L126 201V202H121V201H118V203L119 204H123L121 207H122V209H127V211L129 212L130 211V207L131 208H133V206H134V202L136 201L135 200V197H132V195L131 194H126V197H127ZM130 196L132 197V198H130ZM97 199H101V198H99V197H97ZM97 199H95V200H90L89 199V201L87 200L86 201V203L89 205V208H90V206H91V204L95 207V205H97V203H98V205H100V207L101 206H103V207H101V208H103V209H106L107 208V203H106V201L105 200H103V199H101V202H102V204L100 203V200L97 202ZM17 198H12V201L10 202V203H16L17 201ZM103 200V201H102ZM132 200H134V201H132ZM91 201V202H90ZM105 201V202H104ZM97 202V203H96ZM96 203V204H95ZM130 203V205H126V204H129ZM107 204V205H106ZM118 204V205H119ZM50 205V206H49ZM125 205L127 206V207H125ZM105 206H106V208H105ZM128 206H129V209H128ZM114 207L116 208V206H115V204H114ZM113 207V205L111 206V208L110 209H107L106 210V212H105V214L106 215H102V217H101V219L99 218V222L100 223H103V220L104 219H106V220H108V218L112 215V216H115V217H110V218H112V219H110L109 218V220H113V219H117V211H116V209ZM113 209H115V210H113ZM108 211H109V213H108ZM112 213H116L115 215L114 214H112ZM107 214L109 215V217L107 216ZM86 215H88L87 217H86ZM105 216V217H104ZM86 217V218H85ZM106 220H104V221H106ZM81 221H82V223H81ZM84 221V222H83ZM34 222V223H35ZM74 223V224H73ZM70 224V225H69ZM40 227H39V226ZM35 227H37V228H35ZM39 227V228H38ZM64 227H67V228H64ZM81 227V228H80ZM40 229V230H39ZM66 229V230H65ZM80 229V230H79ZM39 230V231H38ZM77 230V231H76ZM83 230V231H82ZM66 231V232H65ZM75 231V232H74ZM39 232V233H38ZM34 233H32V234H34ZM77 233V234H76ZM82 233V234H81ZM138 234H139V231H138ZM138 234L135 236V238H133L134 239V241L132 240L131 242H132V244L131 243H128V245L129 246H125L124 248H123V255H126V257L128 258V260L129 261H133V258L135 259H140V258H143L142 260L145 262L146 261V263H148L149 261L151 262L152 260H150L151 259V257H152V253H154L153 251H154V247L152 246V245H155V243L152 241V240H149V241H151L150 243L149 242H147L148 240L145 238V236H143L142 235V232L140 231V234H139V236H138ZM33 239V240H32ZM70 239V240H69ZM136 239V240H135ZM69 240V241H68ZM29 241H31V243L29 242ZM63 242H65V243H63ZM134 242V243H133ZM118 243V242H117ZM120 243V242H119ZM108 244H110V243H108ZM29 245V246H28ZM39 247V248H38ZM45 247V248H44ZM153 249H152V248ZM44 248V249H43ZM111 248V247H110ZM149 249H151V250H149ZM51 250H53V251H51ZM56 250V252H54ZM51 251V252H50ZM98 252V254H100V251L101 252H103L104 253V250L102 249V248H98V251L97 250H94L93 252L97 255V253L96 252ZM38 252V253H37ZM59 252H60V250H59ZM150 252H152V253H150ZM57 253H58V256H57ZM55 254V255H54ZM93 254V253H92ZM91 254V255H92ZM95 254H93L94 255V257L96 256ZM149 254H152V255H150L149 256ZM93 255L91 256V257H93ZM132 255H134V256H132ZM136 256V257H135ZM91 257H84L83 258V261L85 262V263H82V261L79 263H77V264H87L86 262H89L90 261V258ZM113 257L114 256H112V255H106V256H104V258H103V264H113V262H112V259H113ZM125 257V256H124ZM123 257V258H124ZM125 257V258H126ZM140 257V258H139ZM89 260H88V259ZM126 258V259H127ZM147 258V259H146ZM150 258V259H149ZM148 259H149V261H148ZM26 260V261H27ZM148 261V262H147ZM76 264V263H75Z\"/></svg>", "mask_w": 264, "mask_h": 264}]
</instances>
